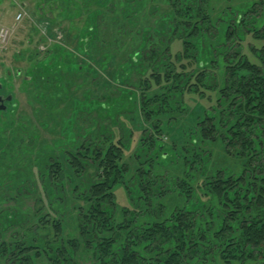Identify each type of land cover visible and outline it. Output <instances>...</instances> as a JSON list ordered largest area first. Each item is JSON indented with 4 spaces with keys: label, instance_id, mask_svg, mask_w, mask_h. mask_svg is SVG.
I'll return each instance as SVG.
<instances>
[{
    "label": "rangeland",
    "instance_id": "rangeland-1",
    "mask_svg": "<svg viewBox=\"0 0 264 264\" xmlns=\"http://www.w3.org/2000/svg\"><path fill=\"white\" fill-rule=\"evenodd\" d=\"M181 7L198 15L189 10L191 19L182 18L176 13ZM21 10L25 16L0 52V94L12 96L0 111V243L7 251L14 241H24L23 231L48 213L60 220L65 240L82 241L77 236L82 188L73 191L74 178L63 164L64 206L53 209L57 203L50 194L55 186L44 193L38 165L44 163L43 171L48 172V164L61 161L62 153L102 150L119 142L128 169L123 189H116L118 203L134 211L143 226L171 222L173 212L184 211L187 244L177 241L182 246L179 264H209L202 259L214 260L229 238L230 251L241 244V256L254 259L247 264H264V247L245 249L239 236L240 226L256 219L264 222V154L252 144L256 152L251 159L237 157L244 138L264 149V116L245 109L243 83L231 74L239 68L234 62L242 58L257 63L253 55L264 53L257 50L264 45V0H0V24H12ZM40 22L47 33L37 28ZM226 25L230 39L219 41ZM228 58L231 71L224 79L221 59ZM31 64L32 70L38 69L36 83L23 79L32 74ZM254 66V72L262 71L264 62ZM15 68L18 75L13 74ZM206 116L211 119L197 122ZM242 120L239 143L232 142L226 153L222 137ZM201 126L209 140L202 141ZM181 130L188 135L178 140ZM178 148L190 159L193 172L188 180L195 197H185L187 189L179 185L183 154ZM85 155L78 156L81 171L76 182L81 187L95 175V162ZM227 168L233 179L230 190L241 195L230 205L217 198L208 202L212 196L206 179L212 182ZM125 189L132 197L129 202ZM110 204L116 206L113 201L106 206ZM222 220L235 227L216 242ZM152 237L148 252L154 258L161 252L168 256L172 243L159 246L157 232ZM175 237L173 231L167 242ZM82 243L72 248L75 264L91 263L89 247ZM0 264H14L12 255L0 253Z\"/></svg>",
    "mask_w": 264,
    "mask_h": 264
},
{
    "label": "trees",
    "instance_id": "trees-1",
    "mask_svg": "<svg viewBox=\"0 0 264 264\" xmlns=\"http://www.w3.org/2000/svg\"><path fill=\"white\" fill-rule=\"evenodd\" d=\"M189 10L193 11L192 14L195 15L197 13L198 15L197 11L185 7H181L180 9L177 8L176 13H179L180 17L189 20L191 19L189 17V13L192 12H189ZM201 19L202 22H207L206 19L208 18L206 16H202ZM174 30H172V33H174ZM227 39H230V34H228V26L226 25L219 31V41L225 42ZM185 46H187V43H185ZM262 49H264V45L259 47L257 50L259 51ZM253 56L257 60V63L258 61L260 64L264 62V53H256V55ZM223 57H225V54ZM248 60L241 58L237 61V63L234 62L236 67L238 66L239 68L234 69L231 74L237 75L241 79L240 81L243 83L241 89L243 90V98L245 99V109L256 117H262L264 116V69L262 71L260 70L254 72V68L256 67L254 65L257 63L249 62L250 60ZM221 63L222 65L225 64V68L223 67L224 65L222 66L224 71H222L221 78L223 77L226 79L231 71L229 69V58L227 60L221 59ZM32 65L33 64L30 66L31 70ZM37 70L38 69L36 68L33 69L32 74L24 76L23 79L26 82L32 81L36 83V74L38 73ZM19 72V69L15 68L13 74L18 75ZM195 84L198 85L197 83ZM217 93L218 98L216 97V102L221 99L220 97L222 90L217 91ZM188 117L189 116H187V118ZM207 117L209 116H206L202 119L200 118L197 122L201 120L200 123H202L203 121L206 122V120L211 119L210 117ZM256 117H253L252 119L257 120L258 118ZM186 120L184 122H186ZM195 120L197 119L195 118L193 121ZM244 123V120L237 122L228 130V134L224 135L225 137H222L224 142H226V147H228L226 153L232 150V148L229 149L230 145L232 146V142H238V139L236 138L241 134V129L244 127ZM192 126L190 129L193 130ZM202 126L201 139L202 141L209 140V137L206 133L207 129L203 128ZM212 126V124L211 126L209 125V128H212ZM188 130H183V132L181 130L176 135L177 139L182 140L183 137H186L188 135ZM252 144L255 145L256 151L264 154V149L258 150L257 148L260 146L259 142L254 140L250 141L249 139L244 138L242 139L241 152L237 154V157H247L251 159L253 154L252 147L254 146ZM177 151L183 154L182 148H178ZM85 154H90L92 160L95 162V175L93 180L81 187L78 186L79 183L77 184L76 182L78 179V174L81 171L78 156H86ZM68 155L69 156L62 153L64 160L62 158V160H59V162H57L58 160H55L49 163L48 172L43 171L44 163L40 162L38 165V174L41 178V188L44 193L47 195L50 194L51 190H53V186H55L53 195H50L53 196L54 203H57V205L53 207V209L56 210H61L65 201L63 194V164H66L68 171L74 178L73 180H70V183H75L73 191L79 192L82 188L81 192L79 193H81V195H83L85 198H83L84 204L80 207V215H78L77 218V236L82 238L83 245L89 247V250H87L91 256V259L89 260L91 263L89 264H179V257L181 256L180 248H182V246L180 247L177 245V241H180L183 245L187 244L185 241L187 232L182 220L184 211L182 212V210L179 209V211L176 213L173 212V220L171 222L169 219H166L161 223L153 222L143 226L142 223L136 221L134 211H131V209L127 206L118 203V200L116 199V189H123L122 184L124 183L128 169L123 163V150L121 149L119 142H111L102 150L84 148L83 150H80L76 153L69 152ZM225 159H227V157ZM189 161L190 159L186 156V154H183L182 159L179 160V164H181V172L179 173L181 180L179 185L182 187V189H187L186 191H183L185 197H189L190 194H193L191 191V185L189 186L190 182L188 180V177L190 178V173L193 172L191 166H189ZM222 165L225 166V164ZM217 175L219 177H217L212 182H209L212 178L208 177L206 179V183L204 184L207 185L206 189L211 192L212 196L208 199V202L214 203L215 198H217L220 199L221 202L223 201L224 205H230L235 201V197H239L241 193H239L237 190H230L232 188L230 184L233 179L228 176L230 175L229 168L226 169V172L223 173V175H221L220 172L217 173ZM67 176L69 178V175ZM234 177L239 179L238 173L235 174ZM135 178H137V175ZM261 182L264 184V177L262 178ZM73 183L71 184L73 185ZM200 188L203 189L204 187ZM131 189L132 188H128L127 190L131 191ZM127 190L126 192H128ZM204 190L205 188L202 191ZM129 194L130 192H128L126 195V200L128 202L132 199L131 196H128ZM194 194L191 196H194ZM261 195H264L262 190L260 191V198H262ZM109 201H113L116 206L113 207L111 204L106 206L107 202ZM260 202H263L262 199H260ZM241 214L242 212L239 215ZM47 215L48 216H42L38 218L34 225L31 224L29 229L24 230L23 233L26 234L24 241H14V243L10 246L9 251H7L8 246L0 243V253L3 256L7 253H10L13 257L14 264H37L34 261L38 258H43L45 261H43L44 263L41 262L39 264H75L74 256L76 250L73 249H76L79 242L82 241L77 239L65 240L62 235V226L60 220L49 213ZM239 218L240 217L237 219ZM224 222H226V220H222L221 228L218 231L216 230V242L219 240V235H223L222 233H224L226 230L230 231V229L235 227V225L226 226ZM240 227L239 236L242 243L246 244L245 249L248 246H259L258 248L264 247V222H259V220L256 219L253 224ZM141 229L144 230L143 233ZM152 231L157 232L158 234V238L160 239L158 242L159 246L162 245V243H172L171 245L169 244V246L172 248L168 256L162 255V252L160 251L161 256L154 258L152 253L148 252V245L152 247L151 244L148 243H153L152 239H154V237H152ZM173 231H176L177 238L175 237V239L171 240V242H167L170 234ZM138 232H141L142 234L137 235L136 233ZM137 237L139 238V242ZM231 241L232 240L229 238L223 244H221V249L213 255L214 260L211 259L212 256L210 258H203L202 260L207 261L209 264H247V262L254 261L251 256H241V244L237 245L238 250L235 248L233 251H230ZM65 244H68L71 248H66ZM135 252H138V257L134 256L136 254ZM201 252L202 251H200L199 255H201ZM257 253L260 252L258 251ZM193 257L194 256L190 257L189 261ZM198 257L200 258V256ZM196 263L199 264L198 261Z\"/></svg>",
    "mask_w": 264,
    "mask_h": 264
},
{
    "label": "built area",
    "instance_id": "built-area-1",
    "mask_svg": "<svg viewBox=\"0 0 264 264\" xmlns=\"http://www.w3.org/2000/svg\"><path fill=\"white\" fill-rule=\"evenodd\" d=\"M25 16V12L18 11L14 15V23L11 25H4L0 24V52L4 51L6 49L8 40L10 36L14 33L16 26L21 22L23 17ZM43 22H40L39 26L37 27L38 29H43L44 33H47V27H43Z\"/></svg>",
    "mask_w": 264,
    "mask_h": 264
},
{
    "label": "flooded vegetation",
    "instance_id": "flooded-vegetation-1",
    "mask_svg": "<svg viewBox=\"0 0 264 264\" xmlns=\"http://www.w3.org/2000/svg\"><path fill=\"white\" fill-rule=\"evenodd\" d=\"M2 89V85L0 84V90ZM7 96H11L10 94H7V95H3V94H0V97H1V102H0V107H3V106H5V109L7 108V103L9 102V101H11V99H12V96H11V99H9V100H7L6 98H7ZM5 109H3V110H5ZM3 110H1L0 109V111H3Z\"/></svg>",
    "mask_w": 264,
    "mask_h": 264
},
{
    "label": "water",
    "instance_id": "water-1",
    "mask_svg": "<svg viewBox=\"0 0 264 264\" xmlns=\"http://www.w3.org/2000/svg\"><path fill=\"white\" fill-rule=\"evenodd\" d=\"M6 99H7V100L11 99V96H7V98H6ZM1 100H2V99H1V97H0V102H1ZM0 109H1V110L5 109V106H3V107H0Z\"/></svg>",
    "mask_w": 264,
    "mask_h": 264
}]
</instances>
